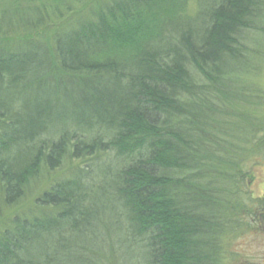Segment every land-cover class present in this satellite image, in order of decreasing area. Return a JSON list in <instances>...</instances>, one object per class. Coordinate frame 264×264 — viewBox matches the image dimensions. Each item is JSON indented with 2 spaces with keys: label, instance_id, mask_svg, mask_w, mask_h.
Here are the masks:
<instances>
[{
  "label": "trees",
  "instance_id": "1",
  "mask_svg": "<svg viewBox=\"0 0 264 264\" xmlns=\"http://www.w3.org/2000/svg\"><path fill=\"white\" fill-rule=\"evenodd\" d=\"M189 1L95 0L86 15L83 0L16 4L0 27V197L17 204L66 158L89 160L74 170L91 184H53L37 200L53 211L14 222L0 264H101L77 244L100 218L86 204L98 199L101 164L116 167L108 196L122 203L142 264L224 263L222 240L246 200L227 197L228 186L264 150V0H200L194 17ZM24 46L31 60L15 48ZM30 68L59 76L23 110L9 87Z\"/></svg>",
  "mask_w": 264,
  "mask_h": 264
},
{
  "label": "rangeland",
  "instance_id": "2",
  "mask_svg": "<svg viewBox=\"0 0 264 264\" xmlns=\"http://www.w3.org/2000/svg\"><path fill=\"white\" fill-rule=\"evenodd\" d=\"M56 0H0V27L7 29L12 20L11 11L15 8L16 4H20L22 8L26 7V4H53ZM95 0H83L82 7H76L77 10L84 12V15L88 14L90 6L94 4ZM102 1V0H101ZM86 6V8H84ZM200 10V0H190L187 5V13L190 17H194ZM37 15L30 13V20H35ZM76 16V15H75ZM17 19H27L17 17ZM53 30L48 31V35ZM44 33V32H42ZM25 34V33H23ZM33 35V34H32ZM36 35V34H35ZM49 37V36H48ZM32 36L30 35V37ZM42 40V39H41ZM40 46L46 47L48 45L45 42L37 41ZM4 44V40L0 39V45ZM21 43H11L9 46H17ZM253 45V42H252ZM17 51L21 50L25 54L24 58L28 60L32 59L34 50L28 46L15 47ZM42 56L37 58L42 60ZM48 61H51L49 55ZM37 65V64H35ZM53 66V64H52ZM29 78L22 82L21 85H16L15 89L10 86V94L13 96H22L23 100H19L18 104L23 110L26 108V99L36 96L38 90L44 88V82L54 83L56 76L59 73L53 72L47 76L45 69L30 68ZM262 90L264 91V72L259 79ZM11 84V82H9ZM12 105V103H11ZM69 113H73V108L64 107ZM27 115L24 111L21 116ZM73 122V121H72ZM70 121L62 123L66 129L73 128L74 123ZM53 129L59 128V124L53 123ZM78 132L88 133L85 129L78 128ZM261 155L250 156L243 167L246 174L240 177V187L231 184L228 186L229 193L227 197H232L235 193L239 195L241 193L244 202L241 203V213L238 219V227L233 232V229L228 228L225 238L222 240L224 251V263L223 264H264V150ZM251 155V154H249ZM101 156V155H99ZM108 156V155H107ZM103 159V158H102ZM89 160H72L66 158L62 167L57 171L48 172L43 171V174L33 182L27 188L24 197L18 201L17 204L12 206H6L4 199L0 197V239L7 232L15 228L14 222L19 219L27 221L32 218L41 217L46 213H50L53 209L43 208L37 204V200L45 192L51 189V186L57 181H82L83 185L89 186L90 181H84L81 179V175L78 174V166ZM91 162L93 159L90 160ZM107 164H101L95 170L94 180L96 183L102 184L98 188V199L88 200L87 206L93 207V213H96L100 217L93 223V227L90 228V232L87 235H81L78 237L77 244L86 247L90 252H97L100 254L101 264H142L145 257V249L142 246L131 243L129 233L125 228L128 226V216L123 214L121 209L122 203L115 202L112 197L108 196L109 193L115 191L117 180L114 177L109 176L111 172L116 170V167L108 172ZM104 183V184H103ZM76 193H74V196ZM102 196L103 198H101ZM93 232L97 235L94 236ZM233 232V233H232Z\"/></svg>",
  "mask_w": 264,
  "mask_h": 264
}]
</instances>
